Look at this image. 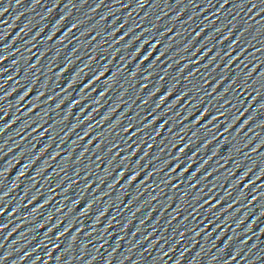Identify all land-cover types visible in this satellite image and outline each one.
<instances>
[{"label":"water","instance_id":"water-1","mask_svg":"<svg viewBox=\"0 0 264 264\" xmlns=\"http://www.w3.org/2000/svg\"><path fill=\"white\" fill-rule=\"evenodd\" d=\"M0 264H264V0H0Z\"/></svg>","mask_w":264,"mask_h":264},{"label":"snow or ice","instance_id":"snow-or-ice-1","mask_svg":"<svg viewBox=\"0 0 264 264\" xmlns=\"http://www.w3.org/2000/svg\"><path fill=\"white\" fill-rule=\"evenodd\" d=\"M146 59H147V58H146ZM101 75H103V73H101ZM97 79H99V77H98ZM21 99H23V97H21ZM185 171H187V169H185ZM21 175H23V173H22ZM132 179H133V180H135V179H136V177H135V176H133V177H132ZM62 235H63V234H62Z\"/></svg>","mask_w":264,"mask_h":264}]
</instances>
